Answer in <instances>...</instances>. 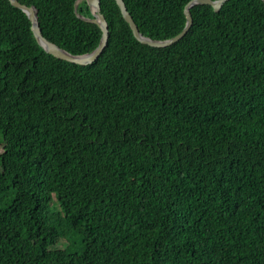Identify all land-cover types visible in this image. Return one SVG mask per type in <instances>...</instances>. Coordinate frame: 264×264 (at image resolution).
<instances>
[{
	"label": "trees",
	"instance_id": "obj_1",
	"mask_svg": "<svg viewBox=\"0 0 264 264\" xmlns=\"http://www.w3.org/2000/svg\"><path fill=\"white\" fill-rule=\"evenodd\" d=\"M100 1L0 0V264H264V1Z\"/></svg>",
	"mask_w": 264,
	"mask_h": 264
},
{
	"label": "water",
	"instance_id": "obj_2",
	"mask_svg": "<svg viewBox=\"0 0 264 264\" xmlns=\"http://www.w3.org/2000/svg\"><path fill=\"white\" fill-rule=\"evenodd\" d=\"M10 3L19 9H21L23 12H25L28 16V18L31 21L32 24V30L34 33V36L37 40V42L42 46V48L47 52L59 59L67 60L76 64L80 65H89L98 60V58L103 53L104 49L108 45L109 37H110V25L109 22L105 16V14L102 12V6L100 0H76L75 1V13L76 15L87 22L97 24L101 30H102V36L99 42V45L97 48H95L91 52L83 53V54H73L68 52L67 50L60 47L58 44L44 36L42 32V28L40 27L39 22V15H38V9L34 5H27L19 0H9ZM121 10V13L124 17V19L129 24L130 28L133 31L134 36L136 39L141 42L142 44H147L153 47H168L173 45L174 43L181 40L191 29L193 24V16L191 9L198 5H211L215 11H220L222 6L229 0H190L185 8L184 13L186 16V25L183 28V30L178 33L177 35L168 38V39H153L151 37L145 36L139 29L135 19L129 12L127 5L124 0H115ZM264 1V0H263ZM82 2H86L88 5L91 16L87 17L83 14H81L78 11V7Z\"/></svg>",
	"mask_w": 264,
	"mask_h": 264
},
{
	"label": "rangeland",
	"instance_id": "obj_3",
	"mask_svg": "<svg viewBox=\"0 0 264 264\" xmlns=\"http://www.w3.org/2000/svg\"><path fill=\"white\" fill-rule=\"evenodd\" d=\"M59 229H60V231H63V226H62V224L60 225V228H59Z\"/></svg>",
	"mask_w": 264,
	"mask_h": 264
}]
</instances>
